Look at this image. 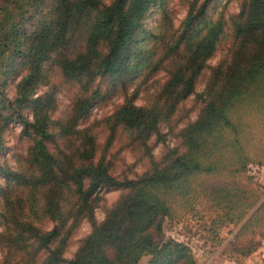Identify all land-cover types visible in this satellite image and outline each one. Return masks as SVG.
<instances>
[{
    "label": "trees",
    "instance_id": "16d2710c",
    "mask_svg": "<svg viewBox=\"0 0 264 264\" xmlns=\"http://www.w3.org/2000/svg\"><path fill=\"white\" fill-rule=\"evenodd\" d=\"M210 1L185 0L176 26L170 0H0V264H138L144 256L147 264H199L164 221L219 244L222 228L249 213L224 251L241 261L260 248L262 185L247 172L264 165V0H242L228 18L208 15ZM155 7L162 16L150 27ZM228 26L230 56L211 66L200 112L179 132L184 148L157 158L151 138L166 140L162 124L196 91ZM162 70L166 79L137 103ZM63 84L77 89L57 116ZM117 92L124 100L111 113L82 123ZM15 122L27 144L13 167L1 153ZM123 138L150 159L136 177L112 171L109 150ZM117 188L98 220L100 192ZM85 219L91 231L65 256ZM45 220L53 226L39 225Z\"/></svg>",
    "mask_w": 264,
    "mask_h": 264
},
{
    "label": "rangeland",
    "instance_id": "374dc122",
    "mask_svg": "<svg viewBox=\"0 0 264 264\" xmlns=\"http://www.w3.org/2000/svg\"><path fill=\"white\" fill-rule=\"evenodd\" d=\"M109 1V0H108ZM242 0H211L209 3L208 15L217 16L218 13L223 12V14L228 18L231 14L238 12ZM170 9L174 15L175 25L178 26L182 19L187 13V2L185 0H170ZM162 14L159 8L155 7L150 11L145 23L150 27H156ZM233 43V35L230 26L227 27L226 33L223 39L217 46L216 51L208 59V66L203 70V73L199 77L197 82L196 91L192 93L186 100H184L173 116L170 123H163L161 128L166 133L165 141H158L156 136L151 138V143L153 146V152L157 158H161L166 151L170 148L178 147L180 150L184 148L181 143V138L179 132L181 128L188 122L195 119L200 109L203 105L201 98L198 93L202 92L207 78L210 74L211 66L216 65L220 61L228 58L231 53V47ZM166 71L162 70L157 73L151 80L143 85V89L137 98L136 102L139 104H145L148 102L151 92L166 79ZM76 86L71 84L61 85L60 91V105L56 111V115H63L69 108V103L71 96L76 91ZM12 90L10 91V93ZM124 97L121 92L112 94L109 98L104 99L99 102L91 111L90 115L82 121L83 124H88L96 119L111 113L116 106L122 103ZM100 132V141H104L107 130L98 128ZM21 124L12 123L11 126L5 132V142L3 150L1 153V161L4 164H10L13 167L17 165V154L23 153L26 148V140L20 137ZM125 140L118 139L114 142L113 146L109 150L108 157L113 160L112 171L114 174L122 177H136L142 174L150 167V159L147 155H143L136 148H131L130 146L124 147ZM248 174L253 176L252 184L254 187H259L257 182L262 185L259 190H262L261 199L264 200V165L251 164ZM5 177L0 173V182L3 181ZM257 181V182H256ZM245 183L250 185V181L244 180ZM122 190L109 189L102 190L100 195H102L98 206L96 207V217L98 220H102L106 214V210L110 208L114 202L120 196ZM250 213L241 221L240 224H230L223 227L221 230V235L224 240L219 244H211L203 238L200 233L192 234L186 227H184V222H173L169 219L164 221V229L168 235L175 236L179 239L187 241L195 250L198 258L199 264H264V255L259 253L258 250L252 254L245 256L241 261H238L228 255L227 251H224L226 244L234 236L240 226L249 218ZM43 228H51L53 222L51 220H45L40 222ZM92 229V224L88 219L82 221V223L77 227L72 237L70 238L69 245L65 251V256H72L77 250L82 238L86 236ZM260 238V236H258ZM2 252H0V262L2 259ZM149 256H144L138 264H147Z\"/></svg>",
    "mask_w": 264,
    "mask_h": 264
},
{
    "label": "crops",
    "instance_id": "0c3cea01",
    "mask_svg": "<svg viewBox=\"0 0 264 264\" xmlns=\"http://www.w3.org/2000/svg\"><path fill=\"white\" fill-rule=\"evenodd\" d=\"M258 252L264 255V241H263L262 245L260 246Z\"/></svg>",
    "mask_w": 264,
    "mask_h": 264
}]
</instances>
